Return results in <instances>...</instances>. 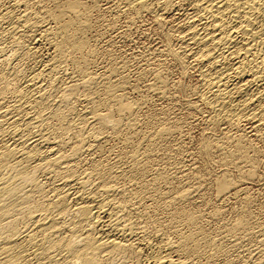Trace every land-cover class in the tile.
<instances>
[{"label": "bare ground", "instance_id": "obj_1", "mask_svg": "<svg viewBox=\"0 0 264 264\" xmlns=\"http://www.w3.org/2000/svg\"><path fill=\"white\" fill-rule=\"evenodd\" d=\"M95 12H110L109 26L124 19L126 35L151 15L161 42L144 81L126 59L99 60ZM166 63L197 80L188 108L209 129L197 154L169 109L146 113L151 97L181 89ZM255 140L264 0H0V264H264Z\"/></svg>", "mask_w": 264, "mask_h": 264}, {"label": "rangeland", "instance_id": "obj_2", "mask_svg": "<svg viewBox=\"0 0 264 264\" xmlns=\"http://www.w3.org/2000/svg\"><path fill=\"white\" fill-rule=\"evenodd\" d=\"M97 12H95L93 15L94 16H92V26H93V30L94 31H96V32H94V31H92V33L94 34H100V39H99V43H98V48H99V46H100V48H99V50H101V52L99 53V60L100 61H104V59L106 58L107 59V57L108 56H110V57H108V59L109 58H111V60L112 59H114L115 58V60H116V62H118L117 60H119V62H121L119 65L120 66H122L123 64H127V69H126V73L128 74L129 73V71L131 72L130 73V75L132 76H130L131 78H134V79H136V78H138V79H143V81L147 78V77H149L148 75H145V76H143V72L142 71H144L143 70V66H145L144 64L145 63H147V59L146 58H148V54H149V48H150V46L151 47H153L154 45H156L158 42L160 43L161 42V37H160V34L158 33V31L156 30V24H155V26H154V22H153V20H152V17H151V15H146V20H145V17H144V19H143V21H140L141 22V24L138 22L137 23V25L134 27V28H132V30H131V32L129 31L128 33H127V35L126 34H124L125 32H124V30L126 29V26L125 25H123V24H126V23H124V22H126L124 19L123 20H117V21H115V25L114 26H109V24L107 25V23H109V21L107 20V19H112V16L110 15V12H107V14H104V15H100V13H98L97 15ZM103 14V13H102ZM98 15H100L101 17H97ZM105 16H107V17H105ZM96 17V18H95ZM105 17V18H104ZM111 17V18H110ZM93 18H95L96 20H97V18H98V21H94L95 19H93ZM107 18V19H106ZM106 21H104V20ZM103 20V21H102ZM95 22V23H94ZM97 22V23H96ZM98 22H100L99 24H98ZM103 22H105V23H103ZM103 23V24H102ZM146 24V25H145ZM117 25V26H116ZM150 25V26H149ZM102 26V27H101ZM109 26V27H108ZM116 26V27H115ZM111 27V28H110ZM113 27V28H112ZM124 27V28H123ZM137 27V28H136ZM147 27V28H146ZM94 28H96V29H94ZM106 28V29H105ZM121 28V29H120ZM109 29V30H108ZM155 29V30H154ZM148 30V31H147ZM98 31H101V32H98ZM108 31V32H107ZM134 32H136V33H134ZM101 33H105V34H101ZM112 33V34H111ZM114 33V34H113ZM124 34V36H123V34ZM156 34H158V35H156ZM105 35V36H104ZM120 35V36H119ZM122 35V36H121ZM112 36V37H111ZM130 38H129V37ZM154 36V37H153ZM159 36V37H158ZM109 37H111V38H109ZM152 37V38H151ZM136 38V39H135ZM149 38V39H148ZM155 38H157V39H155ZM106 39V40H105ZM113 39V40H112ZM125 39V40H124ZM150 39H152V40H150ZM159 39V40H158ZM129 40V41H128ZM101 41H103V42H101ZM109 42V43H108ZM150 42V43H149ZM153 43V44H152ZM102 45V46H101ZM149 45V46H148ZM115 46V47H114ZM146 46V47H145ZM101 47H103V48H106V49H103V48H101ZM114 47V48H113ZM127 47V48H126ZM131 47V48H130ZM108 48H110V49H108ZM106 50H108V51H106ZM111 50V51H110ZM121 50V51H120ZM105 51L107 52V54L105 55L104 53H105ZM110 51V53H108ZM145 51V52H144ZM124 52V53H123ZM147 52V53H146ZM104 55L103 56V58L104 59H102L101 58V56H102V54ZM112 53H114V55L116 54V56L115 57H113L114 55H112V57H111V55L110 54H112ZM138 56H137V55ZM145 54V55H144ZM120 57V58H119ZM117 58H119V59H117ZM102 59V60H101ZM105 59V60H106ZM122 59H126L125 60V63H123V61H121ZM131 59V60H130ZM144 59V60H143ZM127 61H128V63H127ZM130 61V62H129ZM118 62V63H119ZM142 62H144V63H142ZM123 63V64H122ZM166 64H168L169 66H171L170 68H169V66L167 65L165 68L167 69V67H168V71L170 72V77H171V79L173 80L174 79V81L175 82H179L180 83V81H181V89L180 88H177L176 89V91H175V93H177V94H174V96L173 97H171V98H168V99H159L158 97H151L150 99H149V101H151V102H149L148 103V105H147V111H146V113H148V115L150 114H152V117H154V116H156V117H154V118H157V116H159L158 118H160V117H163V115H166V114H169V113H166L165 111H167L168 109H169V111L168 112H170V114L172 113L173 114V116L175 115L176 117H177V119L178 120H181L180 122H179V125H180V129H179V131L180 132H183V134L181 135V134H176V137L178 136V138L180 139V138H182V139H184L185 140V149H187V151H193L194 153H196L197 154V152H196V150H197V148H199L198 146H200V144H201V141H202V139H203V137H204V135L209 131V129L207 128V125L204 123V119H203V117H204V115H205V112L203 111V113L204 114H202L201 112H202V110H200V111H198V110H189V108H188V101L190 100H193V99H195V95H194V87H195V85H196V83H197V80H196V78H195V75H194V73L192 72L191 74H188V75H181V74H179L178 72H177V70L176 69H174V68H176V67H174V66H172V65H170V63H166ZM140 65V66H139ZM136 67V68H135ZM141 67V68H140ZM130 68V69H129ZM129 69V71H127ZM171 69V70H170ZM172 69H174V70H172ZM139 70L141 71V72H139ZM138 73H140V74H138ZM176 74V75H175ZM178 74V75H177ZM129 75V74H128ZM135 75V76H134ZM139 75H140V77H139ZM172 75V76H171ZM137 76V77H136ZM180 80V81H179ZM140 81V80H139ZM142 81V80H141ZM184 87V88H183ZM187 87V88H186ZM186 88V89H185ZM191 90V91H190ZM179 91V92H178ZM190 92H191V94H190ZM193 93V94H192ZM180 94V95H179ZM193 96V97H192ZM186 97V98H185ZM173 98V99H172ZM156 99V100H155ZM159 101V102H158ZM167 101V102H166ZM161 105H160V104ZM169 103H171V104H169ZM175 104V105H174ZM187 104V105H186ZM159 105V106H158ZM171 106V107H170ZM158 107V108H157ZM178 107V108H177ZM180 108V109H179ZM145 109V110H146ZM180 111H179V110ZM185 109V110H184ZM163 110V111H162ZM179 111V112H178ZM192 111V112H191ZM161 112V113H160ZM200 112V113H199ZM153 113H155V114H162V115H154ZM165 113V114H164ZM167 115V116H172V115ZM201 114V115H200ZM154 115V116H153ZM197 115V116H196ZM203 115V116H202ZM186 116H188V117H186ZM175 117V118H176ZM157 118V119H158ZM193 120V121H192ZM183 121V122H182ZM199 121V122H198ZM193 122V123H192ZM183 123V124H182ZM204 128V129H203ZM184 130V131H183ZM187 130V131H186ZM189 130V131H188ZM205 131V132H204ZM207 131V132H206ZM200 134V135H199ZM179 135H181V137L179 136ZM187 136V137H186ZM203 136V137H202ZM199 137V138H198ZM190 139V140H189ZM189 141V142H188ZM198 141V142H197ZM200 142V143H199ZM167 143V142H166ZM188 144V145H187ZM254 144L257 146V147H262L263 148V146H264V144H263V142H261V141H258V140H255V142H254ZM168 147H170L171 145H170V143H167L166 144ZM190 145V146H189ZM188 149H190V150H188ZM173 152L174 153H176V154H174V153H172V151H171V149L170 150H168V153H170V154H174L175 156H173V157H176L177 159L179 158V157H181V156H183V154L182 153H186V155L185 156H189L190 154H189V152H186V150H184L183 152H180V153H178V152H176V151H174L173 150ZM190 152V153H191ZM179 154H181V155H179ZM188 154V155H187ZM196 154H194V156L196 155ZM178 156V157H177ZM172 157V158H173ZM184 157V156H183ZM197 159L199 158L197 155L195 156ZM176 158H173V159H171V161H174V160H176ZM264 158V157H263ZM200 160V163L202 164V166L205 168H209L210 167V169L212 170V173H219L223 168V166H221V165H217V164H215V165H213L214 163L213 162H211V161H208L207 159L205 160V161H207V163H203V161H204V159L202 158H199ZM203 160V161H202ZM264 160V159H263ZM262 160V165L260 166V171L262 172H260L259 174L260 175H258L256 178H255V182L253 183V182H251V183H248V186L249 187H251V188H249V191L252 193V195L254 196V198H255V200L256 201H258L259 200V203H257L256 201H254V210L255 211H259L258 213H262V210L260 209V207H262L263 206V204L262 203H264L263 201V199H264V189H263V183H264V161ZM208 162H210V164L208 163ZM212 163V164H211ZM205 165V166H204ZM208 165V166H207ZM212 165V166H211ZM214 166V167H213ZM212 167V168H211ZM218 168V169H217ZM263 169V170H262ZM219 171V172H218ZM211 172V171H210ZM260 182V183H259ZM261 186V187H260ZM206 187H208V188H206V189H211V190H207L208 192H206L205 190H204V192H206L205 193V201H211V202H205L204 204H203V206H204V208H202V209H205V207H206V209H205V212L207 211V212H211L213 209H210V208H213V205L214 206H216L215 204H218L217 202H218V200L216 199V195H215V193H213L214 192V190L212 191V189H214V188H210V187H213L212 185L209 187V186H206ZM257 189V190H256ZM259 190V191H258ZM263 191V192H262ZM213 193V194H212ZM262 193V194H261ZM208 194V195H207ZM208 197H207V196ZM258 195V196H257ZM258 199H257V198ZM259 198H261V199H259ZM209 199V200H208ZM262 200V201H261ZM214 202V203H213ZM261 202V203H260ZM255 203H257V206H256V204ZM205 204H207V205H205ZM209 204V205H208ZM212 204V205H211ZM234 205V206H233ZM232 206L230 205H228V204H226L225 206V208H227L226 210H228V211H226V210H224V211H226V212H224V213H226V214H224L225 216L223 217V218H230V216L232 217V215H234V208H235V204H233ZM260 205V206H259ZM202 206V207H203ZM256 206V207H255ZM208 207V208H207ZM228 208H230V209H228ZM233 208V209H232ZM210 210V211H209ZM231 212L233 213V214H231ZM229 214H231V215H229ZM215 225V227H213ZM211 226V227H210ZM216 226H217V223L215 222V224H213V223H211V225L209 224V228H216Z\"/></svg>", "mask_w": 264, "mask_h": 264}]
</instances>
